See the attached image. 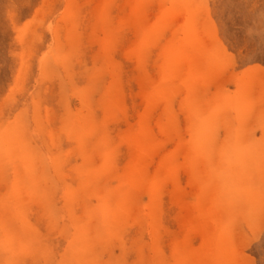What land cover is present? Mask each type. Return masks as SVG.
<instances>
[{
    "label": "rangeland",
    "instance_id": "rangeland-1",
    "mask_svg": "<svg viewBox=\"0 0 264 264\" xmlns=\"http://www.w3.org/2000/svg\"><path fill=\"white\" fill-rule=\"evenodd\" d=\"M0 264H264V0H0Z\"/></svg>",
    "mask_w": 264,
    "mask_h": 264
},
{
    "label": "bare ground",
    "instance_id": "bare-ground-1",
    "mask_svg": "<svg viewBox=\"0 0 264 264\" xmlns=\"http://www.w3.org/2000/svg\"><path fill=\"white\" fill-rule=\"evenodd\" d=\"M93 97V96H92ZM221 168V167H220ZM242 232V231H241ZM244 232H246V231H244ZM239 233V232H238ZM238 235V234H237Z\"/></svg>",
    "mask_w": 264,
    "mask_h": 264
}]
</instances>
